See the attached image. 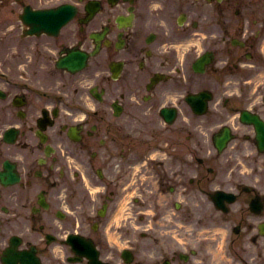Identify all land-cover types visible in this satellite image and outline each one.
Wrapping results in <instances>:
<instances>
[{"label":"flooded vegetation","instance_id":"obj_1","mask_svg":"<svg viewBox=\"0 0 264 264\" xmlns=\"http://www.w3.org/2000/svg\"><path fill=\"white\" fill-rule=\"evenodd\" d=\"M0 3V264H264V0Z\"/></svg>","mask_w":264,"mask_h":264}]
</instances>
